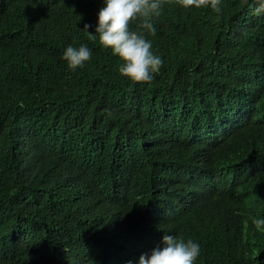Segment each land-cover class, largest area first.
<instances>
[{"label": "trees", "instance_id": "16d2710c", "mask_svg": "<svg viewBox=\"0 0 264 264\" xmlns=\"http://www.w3.org/2000/svg\"><path fill=\"white\" fill-rule=\"evenodd\" d=\"M95 1L0 0V264H123L145 247L135 226L149 220L175 218L187 231L264 219V190L249 199L240 167L217 170L249 145L237 137L230 155L193 156L177 101L196 104L211 94L210 104L256 100L264 109V12L254 14L256 0H222L220 14L164 0L155 35L133 22L163 60L150 83L122 76L124 62L84 29ZM56 31L62 46L92 47L83 68L69 69L59 51L45 59L44 43ZM249 140L263 143L264 131ZM178 147L187 150L176 154ZM197 164L207 166L211 183L208 196L188 206L194 180L186 182ZM64 199L118 206L123 218L111 212L107 222L124 257L105 259L100 243L61 228L52 214L64 212L50 207Z\"/></svg>", "mask_w": 264, "mask_h": 264}, {"label": "clouds", "instance_id": "9594fccd", "mask_svg": "<svg viewBox=\"0 0 264 264\" xmlns=\"http://www.w3.org/2000/svg\"><path fill=\"white\" fill-rule=\"evenodd\" d=\"M177 2L184 8L211 7L217 14L222 11V0ZM256 2L259 6L254 9V14L258 15L264 12V0ZM244 3L247 4L248 0H244ZM163 4L164 0H96L93 11L89 12L92 20L84 23L85 30L88 31L89 28L94 30L96 36L93 35L92 39L97 38V43L104 47L108 56H111V52L124 62L119 72L134 83H150L155 74L160 72L163 60L153 53L151 42L131 28V25L135 21H140L141 28L155 35L152 21L162 14ZM3 23L4 12L0 9V25ZM2 37L0 36V40ZM61 38L60 31H56L49 35L45 43L43 42L45 59L59 51L62 61L69 69L75 71L77 68H83L92 57V47L73 43L62 46L59 43ZM3 44L0 41V46ZM215 98L211 97V94L199 96L196 104L184 98L182 101L177 100L179 113L185 124L182 132L186 136V144L189 145L193 156L205 154L207 161L214 156L230 155L234 150L236 138L240 137L249 145V150L243 157L232 161L224 160L217 167L218 173L228 174L240 167L246 178L245 192L252 189L249 199L261 198V191L264 190V142H251L249 136L252 132L264 131V109L256 100L230 101L219 97L216 103L210 104ZM49 101L52 104L53 100ZM49 111L58 117L61 114L59 108H51ZM183 149L186 148L178 147L176 154L181 151L183 153ZM170 156L167 155L166 158ZM197 166L200 170L190 175L186 182L194 180V189L191 190L193 195L187 202L188 206L195 201L198 202L199 196L207 197L206 190L211 183L207 166L205 168L198 164ZM213 193L216 191L209 192V196ZM50 209L64 212L52 215L60 219L59 224H62L60 227H67L71 235L100 243L104 249L105 259L118 260L124 257L123 247L118 244L117 235L107 222L111 212L123 218L121 209L115 204H112V210H109L105 201L79 203L72 199H64L56 201ZM198 214L199 210H196L189 219ZM207 215L216 216L211 212ZM185 226L186 223L180 228L175 218L159 222L149 220L143 226L142 223L135 226V229L141 227V239L145 242V247L136 257L128 258L122 263L264 264V219H254L253 222L240 225L232 220L223 225L213 224L207 227L195 225L187 231ZM183 231L185 235H177ZM235 249H242L243 252L236 253ZM205 253L207 256H204ZM77 264H87V261Z\"/></svg>", "mask_w": 264, "mask_h": 264}, {"label": "bare ground", "instance_id": "6f19581e", "mask_svg": "<svg viewBox=\"0 0 264 264\" xmlns=\"http://www.w3.org/2000/svg\"><path fill=\"white\" fill-rule=\"evenodd\" d=\"M134 252V251H133Z\"/></svg>", "mask_w": 264, "mask_h": 264}]
</instances>
